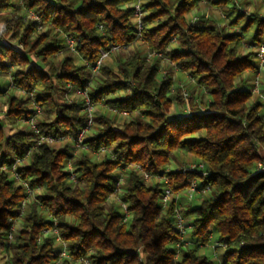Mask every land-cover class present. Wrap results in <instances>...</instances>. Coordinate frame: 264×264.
Returning a JSON list of instances; mask_svg holds the SVG:
<instances>
[{
  "label": "clouds",
  "instance_id": "clouds-1",
  "mask_svg": "<svg viewBox=\"0 0 264 264\" xmlns=\"http://www.w3.org/2000/svg\"><path fill=\"white\" fill-rule=\"evenodd\" d=\"M153 3L0 0V264H264V0Z\"/></svg>",
  "mask_w": 264,
  "mask_h": 264
},
{
  "label": "trees",
  "instance_id": "trees-1",
  "mask_svg": "<svg viewBox=\"0 0 264 264\" xmlns=\"http://www.w3.org/2000/svg\"><path fill=\"white\" fill-rule=\"evenodd\" d=\"M158 3H159V0H154V3H153V4H150L149 6H150V7H153V6H155L156 4H158ZM164 11H165L164 9H161L159 12H157V13H153V15H152L151 17H148V18H146V19L151 20V19L155 18V16H157V15H162V14H164ZM164 26H165V25H161V26H159L157 29H154V30H153V33H155V32H157V31L161 30ZM237 35H238V34H231V35H230L229 37H227V38H229V39H235V38L237 37ZM16 57H19V58H21V59H25V60H26V54H25V53H23V52H19V51H15V50H14V58H16ZM24 151H25V149H24L23 146L16 148V152H17L19 155H23V154H24ZM3 162L8 163L9 165H11V163H12L13 161H12V159L5 158ZM240 191H241V192H248L249 195H250L252 198H255L257 195H260V194L264 193V184H258V183H256V177H253L252 179H250V180L247 182V184H246L244 187H242V188L240 189ZM261 203L264 204V200H262ZM204 220L207 221V215H206V214H205ZM119 256H120V253L117 252V253L115 254L114 259H118Z\"/></svg>",
  "mask_w": 264,
  "mask_h": 264
}]
</instances>
